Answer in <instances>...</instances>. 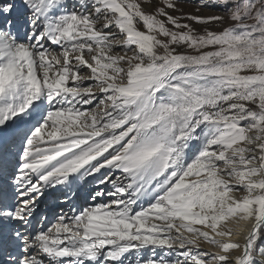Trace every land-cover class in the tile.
<instances>
[{"label": "snow or ice", "instance_id": "obj_1", "mask_svg": "<svg viewBox=\"0 0 264 264\" xmlns=\"http://www.w3.org/2000/svg\"><path fill=\"white\" fill-rule=\"evenodd\" d=\"M184 2L0 0V264H264V0Z\"/></svg>", "mask_w": 264, "mask_h": 264}, {"label": "rangeland", "instance_id": "obj_2", "mask_svg": "<svg viewBox=\"0 0 264 264\" xmlns=\"http://www.w3.org/2000/svg\"><path fill=\"white\" fill-rule=\"evenodd\" d=\"M182 6L184 7V10L186 12L192 11L196 7V5L193 2V0H188V2H184ZM202 13L205 14V15H207V14H209V10L202 9Z\"/></svg>", "mask_w": 264, "mask_h": 264}]
</instances>
